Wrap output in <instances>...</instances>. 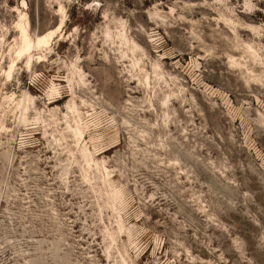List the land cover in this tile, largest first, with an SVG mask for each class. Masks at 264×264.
Returning <instances> with one entry per match:
<instances>
[{"label":"rangeland","instance_id":"rangeland-1","mask_svg":"<svg viewBox=\"0 0 264 264\" xmlns=\"http://www.w3.org/2000/svg\"><path fill=\"white\" fill-rule=\"evenodd\" d=\"M0 264H264V0H0Z\"/></svg>","mask_w":264,"mask_h":264},{"label":"bare ground","instance_id":"bare-ground-1","mask_svg":"<svg viewBox=\"0 0 264 264\" xmlns=\"http://www.w3.org/2000/svg\"><path fill=\"white\" fill-rule=\"evenodd\" d=\"M60 12H62V9H59ZM25 14H20V19H25ZM27 22L25 24H18V28L20 30V39H21V46L19 47L20 49L16 52V59L21 58V57H25L26 58V64L29 65L32 59V56L30 55V50L31 49H36L42 45H44L43 47H45V45L47 46L48 41L53 37V35L56 33L55 30L53 31H49L47 34L45 35H39L35 37V43H33V41L30 40L28 33H27ZM39 59V58H38ZM25 64V65H26ZM12 66L9 67V71L11 69ZM27 67V66H26ZM28 68V67H27ZM8 71V72H9ZM9 73H7L6 75H8ZM9 76V75H8ZM19 105V104H18ZM26 109V108H25ZM26 111V110H25ZM77 137H81L82 133L79 129H76L75 131Z\"/></svg>","mask_w":264,"mask_h":264}]
</instances>
